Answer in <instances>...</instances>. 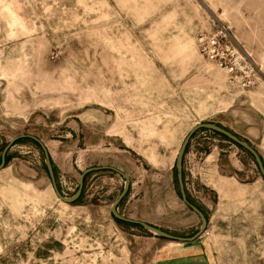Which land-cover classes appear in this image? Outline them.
Here are the masks:
<instances>
[{
	"label": "rangeland",
	"instance_id": "rangeland-1",
	"mask_svg": "<svg viewBox=\"0 0 264 264\" xmlns=\"http://www.w3.org/2000/svg\"><path fill=\"white\" fill-rule=\"evenodd\" d=\"M219 25L251 86L200 54V35ZM203 123L264 166V0H0V159L11 139L38 138L65 198L85 170L113 167L130 181L119 215L190 238L201 221L181 200L176 161ZM183 182L207 220L193 243L114 219L125 180L111 171L61 202L40 147L19 140L0 171V264H264V180L250 154L199 130Z\"/></svg>",
	"mask_w": 264,
	"mask_h": 264
},
{
	"label": "water",
	"instance_id": "water-1",
	"mask_svg": "<svg viewBox=\"0 0 264 264\" xmlns=\"http://www.w3.org/2000/svg\"><path fill=\"white\" fill-rule=\"evenodd\" d=\"M199 130H207V131H211V132H214L216 134H219V135L225 137L230 142L237 145L238 147H240L242 150L246 151L248 154H250V156L254 159V162H255L258 170H259V173L261 174V176L264 180V166H263L262 160H261L259 154L249 144L240 140L239 138H237L236 136H234L230 132H228V131L220 128V127H217L213 124L203 123V124H198V125L194 126L191 129V131L189 132V134L186 136V138L184 139V141H183V143L179 149L177 161H176V180H177V185H178L181 200L194 214H196L199 217V219L201 221V227H200L199 231L190 238L176 237V236H173V235H171L167 232H164L160 229L152 227L146 223L130 220V219L124 218L121 215H119L117 212V206L122 202V200L127 195L129 187H130V181H129V178L127 175H125L124 173H122L121 171H119L113 167H99V168H90V169L85 170L81 174V176L78 180V190L76 191L75 195L72 196L71 198L63 197V195L60 193V191L57 187L53 168H52V165L50 162L48 152H47L45 146L43 145V143L38 138H36L34 136L22 135V136H18V137H15V138L10 140V142L5 146V148L3 149L2 154H1L0 171L5 166L6 156H7L8 151L11 149V147L19 140H24V139L30 140V141L34 142L35 144H37L40 147V149L42 150L43 155H44V159H45V167H46V170L48 172L53 191H54L56 197L61 202L65 203V204H73L81 197V194L83 191V186H84V180H85V177L87 175L94 173V172H99V171H111V172L119 175L121 178H123L125 180V185H124V188H123L121 194L118 196L116 201L111 206V215L113 216L114 219H116L117 221L126 223V224L138 226V227L142 228L143 230H145V231H147V232H149L155 236H158L162 239H165V240L179 242V243H192V242H195L197 239H199L203 235V233L205 232L206 227H207V220H206L204 214L197 207L192 205L187 199V195H186V191H185V187H184V182H183V157H184L185 151L187 149V146L189 144V141L191 140L193 135Z\"/></svg>",
	"mask_w": 264,
	"mask_h": 264
},
{
	"label": "built area",
	"instance_id": "built-area-1",
	"mask_svg": "<svg viewBox=\"0 0 264 264\" xmlns=\"http://www.w3.org/2000/svg\"><path fill=\"white\" fill-rule=\"evenodd\" d=\"M198 48L206 61L238 80L242 86L253 84L254 70L232 43L225 26L219 25L215 30L200 35Z\"/></svg>",
	"mask_w": 264,
	"mask_h": 264
},
{
	"label": "crops",
	"instance_id": "crops-1",
	"mask_svg": "<svg viewBox=\"0 0 264 264\" xmlns=\"http://www.w3.org/2000/svg\"><path fill=\"white\" fill-rule=\"evenodd\" d=\"M248 132L249 133H251L252 135H257V136H259L260 135V129H259V127H256V126H254V127H252V128H250L249 130H248ZM263 138V137H262ZM48 152V151H47ZM49 154V153H48ZM261 154V153H260ZM259 154V155H260ZM193 243V242H192Z\"/></svg>",
	"mask_w": 264,
	"mask_h": 264
},
{
	"label": "trees",
	"instance_id": "trees-1",
	"mask_svg": "<svg viewBox=\"0 0 264 264\" xmlns=\"http://www.w3.org/2000/svg\"><path fill=\"white\" fill-rule=\"evenodd\" d=\"M240 148V147H239ZM241 149V148H240ZM190 202V201H189Z\"/></svg>",
	"mask_w": 264,
	"mask_h": 264
}]
</instances>
